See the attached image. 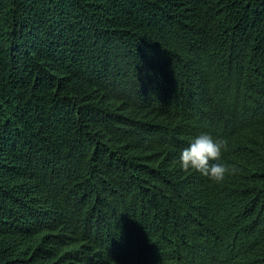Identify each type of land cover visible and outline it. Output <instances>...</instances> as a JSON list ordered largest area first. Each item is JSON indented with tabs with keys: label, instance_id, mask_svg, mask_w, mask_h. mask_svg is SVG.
Wrapping results in <instances>:
<instances>
[{
	"label": "trees",
	"instance_id": "16d2710c",
	"mask_svg": "<svg viewBox=\"0 0 264 264\" xmlns=\"http://www.w3.org/2000/svg\"><path fill=\"white\" fill-rule=\"evenodd\" d=\"M0 264H264V0H0Z\"/></svg>",
	"mask_w": 264,
	"mask_h": 264
},
{
	"label": "clouds",
	"instance_id": "9594fccd",
	"mask_svg": "<svg viewBox=\"0 0 264 264\" xmlns=\"http://www.w3.org/2000/svg\"><path fill=\"white\" fill-rule=\"evenodd\" d=\"M225 149L226 145L221 138L202 132L180 151L178 164L183 170H192L211 181L222 182L226 174L236 171L234 167L222 162Z\"/></svg>",
	"mask_w": 264,
	"mask_h": 264
}]
</instances>
